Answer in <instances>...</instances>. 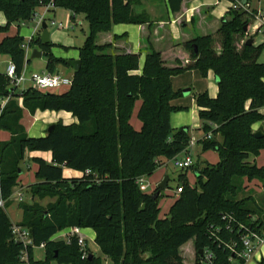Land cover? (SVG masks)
I'll list each match as a JSON object with an SVG mask.
<instances>
[{"label":"trees","instance_id":"obj_1","mask_svg":"<svg viewBox=\"0 0 264 264\" xmlns=\"http://www.w3.org/2000/svg\"><path fill=\"white\" fill-rule=\"evenodd\" d=\"M238 1L248 4L249 0ZM50 3L54 9L83 15L88 24V35L78 48L80 68L72 73L68 91L60 95L33 88L9 95L8 79L0 74V98L9 95L0 108V131L10 136L7 142H0V194L6 210L12 204L8 199L18 185L25 153H49L50 162L32 158L36 184L31 195L57 197V201L48 215L38 206L18 204L23 212L19 225L29 231L33 243L26 248L14 242L12 223L0 209V264H101L90 253L82 259L76 238L68 243L52 240L74 227L93 230L101 255L112 264H182L178 248L189 240L195 250L194 264L200 260L199 250L210 253L206 264H230L227 247L234 244L238 252L242 234L264 230L261 205L251 193H244L240 183L246 179L264 184V166L256 167L250 160L264 150V131L260 139H254L251 131V126L262 120L264 63L257 59L263 46L245 44L255 12L227 9L214 32L174 46L184 57H175L172 63L164 53L150 49L137 75L139 54L114 46L125 35L114 36L109 43L97 41L114 25L148 23L145 16H133L132 0H0V13L6 20L0 34L32 21L36 10ZM180 3L168 0L172 14L179 11ZM40 32L28 45L38 46L46 57V72L68 67L65 60L52 55L53 44H41ZM23 45L18 34L0 42V55L10 58L17 75L29 62ZM191 70L201 77L211 71L216 81L214 99L201 93L195 94L193 101L202 133L196 143L202 151H215L218 161L193 168L192 187L184 174H179L181 183L176 188L180 193L168 214L159 219V195L152 199L141 192L138 181L153 174L161 165L159 158L171 161L186 151L189 130L172 129L169 123L170 115L180 111L170 105L179 96L172 91L170 78ZM139 100L141 129L135 131L130 118ZM24 110L31 115L36 111L70 113L77 124L58 122L44 137L31 138L21 125ZM212 125H216L214 129ZM207 133L211 134L208 139ZM215 135L220 136V142L214 140ZM63 168L81 175L64 178ZM41 245L44 260L34 262L32 249ZM22 251L27 254L26 262L20 260ZM258 264H264V259Z\"/></svg>","mask_w":264,"mask_h":264},{"label":"rangeland","instance_id":"obj_2","mask_svg":"<svg viewBox=\"0 0 264 264\" xmlns=\"http://www.w3.org/2000/svg\"><path fill=\"white\" fill-rule=\"evenodd\" d=\"M220 3L226 5L228 2L226 0H220ZM248 10L255 12L256 14H264V0H249L248 1ZM131 10L132 14L135 18H140V16H145V20L148 23L155 22L159 19H162L164 16V1L163 0H132L131 3ZM55 16H53L52 13H46L43 17L45 24L47 25V31L50 34V43L51 44H56L51 48L52 55L55 56L56 58H61L65 60L66 62L68 60H73L77 59L78 55V48H80L85 40V37L88 35V24L84 18L83 15H79L74 18V20L70 19V13L67 11H64L62 9H55ZM240 11V10H237ZM153 12V13H152ZM43 13V9H37L35 12V19L34 21H30L25 24L21 25H13L12 28L8 30L7 33H4L5 37H11L15 35H19L20 37L23 38L24 43L27 44L28 40L30 37L33 35V30L35 27V23L39 20ZM54 21L56 24L62 23L65 27L64 30L57 29L56 26H51L50 22ZM218 22V21H217ZM201 32H196L195 35L197 36H202L200 34ZM205 34H209L210 32L206 30L204 32ZM248 35L247 38H251L253 40V44L255 46L259 45H264V36L261 34H256L254 35L252 31L247 33ZM62 46H65L67 48H62ZM33 49H38V46H29V57L32 53ZM263 54V53H262ZM71 57V58H69ZM46 65V57L42 56L41 58H36L33 60H29V63H25V68L23 69V78L25 80L24 86L29 87L30 83L27 81L28 78L34 74H40L42 71H44ZM56 73L61 75L62 77H70L71 73L73 71L69 67H63L59 66L56 69ZM201 78V79H200ZM199 78V85L202 84L204 81H201L203 77L200 76ZM69 87H61L59 89L54 90L53 92L56 93L57 95L63 94L67 92ZM197 94L195 90H192L191 96L188 98H193V96ZM3 100V98L1 97ZM175 99V98H174ZM189 101V99L187 100ZM18 104L20 107H22V99H19ZM141 101H137L134 106V110L132 113V116L130 118V125L135 131H140L141 129V123L137 118V111L138 107L140 106ZM187 109V108H186ZM57 122L63 123L60 120H57ZM53 124H45V128L43 131H47L48 127ZM40 123L35 124L34 129H39ZM216 125H212L211 129H214ZM39 127V128H38ZM200 128V127H199ZM37 131V130H36ZM44 132V133H45ZM198 132V134H197ZM38 134V132H34ZM30 133L27 134L28 137L31 138H39V137H44L43 136H35L36 134ZM190 136L189 143L191 142V137H195L197 135L198 140L202 137V133L200 131H196L195 129L189 130L188 132ZM211 134L207 133L206 137L210 138ZM207 138V139H208ZM214 140L220 142V136L215 135L213 136ZM8 139V133L5 132L4 130L0 131V142L4 143L7 142ZM186 152L189 155L191 162H192V169H186V170H179L173 167L172 162L170 161H165L161 158L158 159L159 163L164 164L168 163L166 167H158L152 175L143 177L139 179L141 182L142 187H139V190L141 192L147 193L149 195L155 194L157 191V186L164 180V178H168V183L165 187V189L160 190L159 192V198L157 200L158 202V218L161 219L165 217L169 209L172 206V202L174 201L176 195H175V188L177 185H179L181 182L178 180V175L179 174H184L185 181L187 184L192 187L195 184V176L193 174V168L196 167H202L205 164L208 165H214L218 161V156L215 151L213 150H205L202 151L200 146L197 143H193L192 145H187ZM40 156L46 155L48 156L49 154H44L40 152H26L24 161L20 165V171L23 172V174L20 176V179L18 177L17 184L19 185L18 187L22 188L23 192V202L27 204L28 206H38L39 208L43 209L45 214L48 215L50 211V207L53 206L56 201L57 197L53 198H42L40 199L38 196L32 197L31 192L33 186L36 184V180L34 177L35 173V164L32 162V158L34 156ZM183 155L181 153L179 156ZM183 157V156H182ZM253 158V157H252ZM255 164L257 166H263L264 165V150H259L256 157H255ZM29 167L30 170H28L26 167ZM63 175L64 177L72 176V171L66 168H63ZM73 178V177H71ZM155 183V184H154ZM240 183L242 184V188L244 189V193H251L252 196L258 201V203L264 207V184L252 180V181H247L246 179H241ZM21 185V186H20ZM196 189L198 190V186L196 185ZM31 190V191H30ZM16 204V203H15ZM9 220L13 223H16L21 219V214H22V219L23 220V212L18 209V205H12L10 208H7L5 211ZM114 221L118 222L119 218L115 217ZM20 223V222H19ZM88 229H82L81 234L84 235L85 237V251L87 253H90V255L99 258L101 264H112L111 261L101 255L99 248L95 244V241L93 238L90 237ZM122 236V230L118 232V237L121 239ZM57 241L63 240L62 236L57 237ZM178 255L180 256L182 260V264H194L195 260V250L193 246V241L189 240L185 243H183L179 248H178ZM32 257L34 262H42L44 260V250L40 247H34L32 249ZM261 259H264V253H262L261 257L255 258V263L253 264H258ZM51 264H56L55 262H51Z\"/></svg>","mask_w":264,"mask_h":264},{"label":"crops","instance_id":"obj_3","mask_svg":"<svg viewBox=\"0 0 264 264\" xmlns=\"http://www.w3.org/2000/svg\"><path fill=\"white\" fill-rule=\"evenodd\" d=\"M163 1H164L165 10L162 19H159L152 23H146L140 25H134V24L114 25L110 33L100 34V36L98 37L97 41L103 44V43L111 42V39L114 36L116 37H120L122 35L126 36L124 40L116 42L114 46L120 50L122 48H125V51L127 53L139 54L140 56L139 71L135 72L134 74L140 75L141 69L144 64L145 56L150 51V49L164 53L163 56L170 63H172V60L175 57L183 58L184 54H182L177 50H174L173 49L174 46L196 37L197 36L195 35L196 32H201L200 34H202V36L207 35L204 33L206 32V30H208L210 33L214 32L218 27L219 20L222 17H224L230 3L227 1L228 4L224 5L220 3V0H181L179 11L177 13L172 14L168 7V0H163ZM55 12L56 11L54 9L48 13H52L53 16H55ZM69 13L71 15L70 16L71 20H74L75 17L79 16V15H73L71 12ZM5 23L6 20L4 15L0 13V26H4ZM34 35L35 33L33 30L32 37ZM10 36L12 37V35ZM32 37H30L29 40ZM4 38H5L4 34H0V42ZM252 44H253V40H252ZM55 45L56 44H53V46ZM253 46L255 45L253 44ZM262 46L263 49L261 50L258 56L257 63H264V45ZM62 48H67V47L62 46ZM76 58L77 59L75 60H78V55ZM26 59H29V53L26 56ZM71 60L73 59L71 58ZM10 63L11 61L8 56L0 55V74H5L6 68ZM42 73H47L46 69H44V71H42L40 74ZM70 77H72V73ZM199 78L200 75L196 70L186 71L181 74L172 76L170 78L172 91L174 93H179V96L173 99L170 102V105L175 108H180V111L173 112L169 117V123L172 129L186 128L188 130L195 129L196 131H199L200 122L197 117L198 109L194 105L193 98L192 97L188 98V97L191 96L192 90H195L197 94L206 93L208 98L214 99L217 92L216 84H215L216 81L211 71L206 72L205 77H203V79L201 80L204 82L200 85L198 84L200 81ZM49 93H54V92L52 91ZM188 99L189 101H187ZM259 114L262 116V120L251 126L252 132H255L257 130L264 131V104L263 107L259 110ZM57 120L63 122L61 124L64 126L77 124V120L70 113L36 111L33 115H31L26 110H24L23 117L21 120V125L25 129L26 134L38 132V134L34 133L36 134L35 136L37 137L46 134V132L43 131L45 128V124L54 125L58 123ZM37 123H40L39 126L40 128L38 127L39 129H34L35 124ZM9 137L10 136L8 134V139ZM195 138L197 139V135H195V137H191V141L193 143H196L197 141L195 140ZM44 154L46 155L49 153H44ZM186 155L188 154L185 151L183 155L178 156V158H182V156H186ZM33 158H41L46 162H50L51 160L50 154L48 156L46 155V157H44V155H40V156L36 155ZM250 160L253 162V164L256 167H262V166H257L255 164V157L250 158ZM167 164L168 163L161 164L160 167H166ZM26 168L30 170L28 166ZM35 170H36V166H35ZM22 174L23 172L20 171L19 179ZM62 174H63V170H62ZM80 175H81L80 173L72 171V176L64 177L63 175V177L71 178V177H79ZM18 186L19 185H17L13 190L15 191L22 189ZM255 201L258 202L256 199ZM13 204L16 206L18 205L12 203L8 208H10ZM261 211L262 213L260 214V216H262L264 220V207L262 206H261ZM21 219H22V214H21ZM21 219L16 223L13 222L11 223L19 225ZM88 231H90V233L88 232L90 237L95 239V233L93 232V230L88 229ZM56 238L57 235L54 236L53 239L56 240ZM40 248L44 250L43 247ZM262 253H264V247L259 248V250L245 264H253V262L255 263V258H257L258 256L261 257Z\"/></svg>","mask_w":264,"mask_h":264},{"label":"built area","instance_id":"obj_4","mask_svg":"<svg viewBox=\"0 0 264 264\" xmlns=\"http://www.w3.org/2000/svg\"><path fill=\"white\" fill-rule=\"evenodd\" d=\"M248 4H243L239 2L238 0H232L229 3L228 9L233 11H247L248 10ZM43 13L39 20L35 23L34 27V33L38 32L40 30V27L42 23L44 22V15L51 10H53L52 3L44 6ZM36 15L34 16L33 20L35 19ZM51 26H56L57 29L64 30L65 27L62 23L56 24L54 21L50 22ZM252 31L254 35L261 34L264 36V14H256L253 19V23L251 27L247 30L246 34ZM248 37V35H246ZM30 41V40H29ZM28 41V43H29ZM25 44L22 46V48L25 51V57L29 53V45ZM5 76L8 79V92L9 95H11L13 92L17 91H23L27 88H33L35 90L41 91L43 93H49L56 89H59L61 87H70L72 83V77H62L61 75L57 73H42L37 74L34 73L28 78V82L30 83L29 87L24 86V78L23 73L20 75L16 74L15 67L12 63L8 65L5 71ZM9 95L7 97H4L3 100L0 98V108L3 109L7 101L9 100ZM208 138V137H207ZM193 142L191 141L189 145H192ZM172 165L174 168L179 170H186L192 166L191 159L188 155L183 156L182 158L175 157L171 160ZM138 185L142 187V184L140 181H138ZM180 193V188L175 189V195L177 196ZM23 192L21 190H13L12 195L8 199V201L12 203H22L23 202ZM5 203L6 201L1 197L0 194V209L5 210ZM81 230L79 228H68L60 233L57 234V237L62 236L63 240L65 242H69L71 238H76L77 245L80 248L82 259H86L89 254L85 251V237L81 234ZM13 240L16 243H20L24 248L33 245L32 239L30 238L29 231L18 225V224H12L11 227ZM54 238V237H53ZM57 239V238H56ZM54 240V239H52ZM56 241V240H55ZM240 242V250L238 252L235 251L234 247L235 245L228 246V250L231 253V256L228 258V262L230 264H237L236 260H242L243 264H245L247 261L251 259V257L259 250V248L264 247V230L260 233L250 232L247 231L246 233L242 234L239 238ZM40 247H43L41 245ZM235 257V259L233 258ZM210 259V253L207 250H202L200 255V260L198 261V264H206ZM20 260L22 262L27 261V254L25 251L21 252Z\"/></svg>","mask_w":264,"mask_h":264},{"label":"water","instance_id":"obj_5","mask_svg":"<svg viewBox=\"0 0 264 264\" xmlns=\"http://www.w3.org/2000/svg\"><path fill=\"white\" fill-rule=\"evenodd\" d=\"M40 42L41 44H50V34L47 31V25L45 24V22L42 23L41 27H40ZM243 32H246V28H243ZM246 45H251L252 44V40L251 39H247L245 41ZM42 57V52L38 49H33L32 53L29 57L28 60H33L36 58H41ZM67 66L73 71V72H77L80 68V61L79 60H68L66 62ZM53 129V125L49 126L46 133H50L51 130ZM262 137V132L260 130H257L255 132H253V138L254 139H260ZM168 183V178H164V180L157 186V191L155 192V194L152 195V199H156L157 196L159 195L160 190L165 189L166 185ZM198 254L201 255V251H198ZM145 257H142V259L144 260Z\"/></svg>","mask_w":264,"mask_h":264}]
</instances>
